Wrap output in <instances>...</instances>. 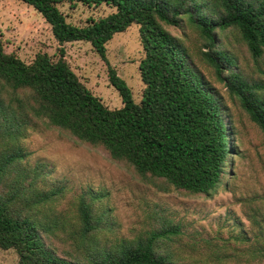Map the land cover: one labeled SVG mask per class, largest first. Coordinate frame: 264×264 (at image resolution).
Segmentation results:
<instances>
[{"label":"trees","instance_id":"trees-1","mask_svg":"<svg viewBox=\"0 0 264 264\" xmlns=\"http://www.w3.org/2000/svg\"><path fill=\"white\" fill-rule=\"evenodd\" d=\"M21 1L41 14L59 44L89 42L104 60L113 35L138 24L143 52L138 70L144 88L135 102L125 81L109 68V82L122 101L121 107L110 109L71 70L63 48L56 60L38 54L26 63L4 52L0 42V249L13 250L17 264H180L184 250H172L170 241L180 234L178 226L150 229L134 241L101 243L94 236L100 217L84 199L79 201L80 236L74 237L83 260L58 254L42 231L50 236L62 226L47 207L59 191L40 190L36 180L44 171L21 167L25 153L19 140L40 123L58 127L103 147L141 176L161 178L190 194L210 195L222 183L232 154L226 107L187 46L167 26L187 23L197 31L203 40L201 58L264 132L263 84L232 70L234 59L216 47L217 32L234 28L249 52L262 56L264 0H83L115 8L84 26L67 22L57 0ZM49 218L53 227L42 221ZM260 251L255 245L250 250L253 258ZM220 255L223 259V252L209 250L206 262Z\"/></svg>","mask_w":264,"mask_h":264},{"label":"rangeland","instance_id":"rangeland-1","mask_svg":"<svg viewBox=\"0 0 264 264\" xmlns=\"http://www.w3.org/2000/svg\"><path fill=\"white\" fill-rule=\"evenodd\" d=\"M56 5L67 22L78 26L115 10L104 3L96 6L83 0H57ZM167 28L183 41L194 64L223 96L232 154L222 183L210 195L190 194L161 178L139 175L129 163L111 158L99 145L40 123L26 130L19 145L25 153L21 167L44 171L36 180L39 189L59 191L47 207L51 206V215L56 214L62 226L50 236L42 231L43 235L58 254L83 260L77 256L83 253L75 249L74 237L80 236L79 201L84 199L100 217L94 236L101 243L134 241L150 229L172 224L180 230L170 240L172 250H184L186 255L180 258V264H264V132L229 96L213 68L201 58L203 40L197 31L187 23ZM0 42L4 52L26 63L38 54L56 60L63 48L71 70L110 109L121 107L122 101L109 82V68L125 81L135 102L141 99L144 84L138 66L143 52L138 24L113 35L106 43L104 60L89 42L59 44L50 25L31 5L21 0H0ZM216 47L234 59L232 70L264 86V54L254 57L236 29L218 31ZM261 91L264 94V87ZM49 219L42 221L53 227ZM246 238L249 240L243 241ZM165 241L160 240L162 247ZM254 245L261 248L256 258L250 252ZM209 250L223 252L224 258L220 255L206 262ZM6 253L8 258L0 264H17L16 253Z\"/></svg>","mask_w":264,"mask_h":264},{"label":"crops","instance_id":"crops-1","mask_svg":"<svg viewBox=\"0 0 264 264\" xmlns=\"http://www.w3.org/2000/svg\"><path fill=\"white\" fill-rule=\"evenodd\" d=\"M1 251H0V260H2V259H7L8 257H7V250H2V249H0ZM10 250V249H9Z\"/></svg>","mask_w":264,"mask_h":264}]
</instances>
